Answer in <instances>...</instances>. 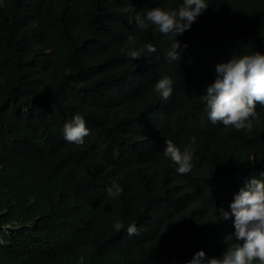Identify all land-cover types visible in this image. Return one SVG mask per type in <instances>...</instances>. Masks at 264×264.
I'll return each instance as SVG.
<instances>
[{"label":"trees","instance_id":"trees-1","mask_svg":"<svg viewBox=\"0 0 264 264\" xmlns=\"http://www.w3.org/2000/svg\"><path fill=\"white\" fill-rule=\"evenodd\" d=\"M205 2L174 37L129 18L183 0H0V264H186L201 249L224 253L234 218L218 220L217 209L264 172V106L251 132L237 131L213 124L203 97L218 62L264 54V0ZM175 39L184 50L169 62ZM165 75L168 100L155 91ZM76 114L89 129L83 144L64 137ZM168 139L192 150L189 173L164 156Z\"/></svg>","mask_w":264,"mask_h":264},{"label":"clouds","instance_id":"clouds-1","mask_svg":"<svg viewBox=\"0 0 264 264\" xmlns=\"http://www.w3.org/2000/svg\"><path fill=\"white\" fill-rule=\"evenodd\" d=\"M207 7L205 0H183L178 9L154 7L143 16L136 13L134 18H129V23L134 19L141 29H146L150 23L157 26L162 34L171 33L176 37L190 29ZM129 42H134V37H129ZM183 50L175 39L166 53V59L169 62L180 61ZM146 51L152 54L157 49L147 44ZM127 54L134 60L142 56V51L132 50ZM155 91L168 100L173 93V80L168 75L163 76L156 82ZM203 99L213 124L220 122L237 131L251 132L253 122H259L256 106H264V54L259 51L235 54L227 61L218 62L215 80L206 87ZM63 131L66 141L77 144H83L84 137L89 134L86 121L80 114L66 122ZM165 143L164 156L178 165L179 173H189L192 170V150L185 147L181 151L171 139ZM122 191L120 186L113 184L107 189V194L116 198ZM217 212L218 220L234 218V233L231 234L234 239L225 240L227 248L220 257L207 258L201 249L186 264H264V172L259 178L253 176L234 194L229 210L220 207ZM123 227L122 222L114 224L117 232ZM127 232L129 235L139 234L135 225H129Z\"/></svg>","mask_w":264,"mask_h":264}]
</instances>
